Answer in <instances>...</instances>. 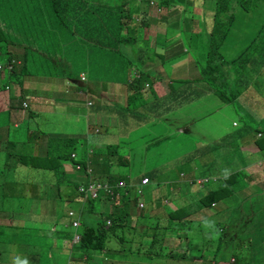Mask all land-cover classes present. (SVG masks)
Masks as SVG:
<instances>
[{"label": "rangeland", "instance_id": "374dc122", "mask_svg": "<svg viewBox=\"0 0 264 264\" xmlns=\"http://www.w3.org/2000/svg\"><path fill=\"white\" fill-rule=\"evenodd\" d=\"M40 1L42 2V0ZM147 1L149 0H145V3H143L141 0H139L138 2L142 5L143 8H146L148 10V25L150 31L149 49L153 52L152 58L154 59V61L147 63V66L145 67V71L150 72L148 76H150L151 78L150 81L143 83V85L147 83L145 87H148V89L155 85L159 87L160 91H162L163 89L169 91V88L166 87V84L163 81L170 80L171 77L174 78L176 74H179L178 72H181L183 69L187 70L189 67L187 65V62L183 63L186 64L187 67L180 68V66H182L183 64H180L179 66L177 64L189 58H191V60H194L192 54L183 55V50L186 49L183 43H186V46L188 47V44L190 42L195 41L193 47L196 48L197 44L201 45L198 52L201 54V56H203L204 54H206V48L203 47V43L207 44L206 40L212 33V28L215 27V25L214 23H208L207 25L203 26L204 22L203 20H201V16L199 17V19L195 17L197 14L196 9L198 6H200V0H197L198 3L195 0L196 3L193 7L192 0H170L171 5L168 8H160L157 5V0H150V6H147ZM25 3L26 0H2V4L0 5V7H8L14 10L17 14L21 15L23 14V7ZM186 7H188V10H185ZM127 15L128 8L124 7L123 16L125 19L128 18ZM184 15L186 16V18L184 17ZM137 17L138 16H135V18ZM27 18L29 24L33 26L32 29L37 28L38 31L40 30V27H35L37 23L45 20L52 25L55 20V16L50 12L42 13L41 15H28ZM254 18L256 20L255 23H249L246 18L240 20L239 22L242 24L243 28L236 27L235 29H233L234 27H232L231 31H229L228 37L224 41L225 43L222 45V50L225 52V54L233 55L236 51L237 53H239V48L241 45L249 46L252 43L251 39L258 35V31L260 30L259 24H261L262 22L261 16L255 14ZM181 19H183L184 22H181ZM189 24L191 26H189ZM182 26H185L186 29H191L188 34ZM19 34L20 32L16 30L11 32L10 42L15 46L20 43L22 45L21 49L28 53L27 58L30 74H37L40 76L48 75L50 77L49 80L52 84L59 82L62 74H69L71 65L76 68L78 74L82 73L84 68L92 70L89 59L90 54L87 55V60L85 63H79L77 61L79 56L87 53V49L79 48L78 46L73 44L72 40L68 37V39H65L64 42V48H66L67 51V56H65L64 59L67 62H62L61 65L65 70L61 74H59V77L54 67L52 70L46 68V64L51 63L50 60L45 62L41 59V56L45 58L48 57H46V55L43 53V48L40 45V37L32 38V36L35 35L32 34L27 43L25 41L22 43V39L15 38ZM196 35H199L198 39H196ZM140 38H142V30L140 31ZM41 40L44 46L46 40L50 39L47 36L41 35ZM180 42L182 43L180 44ZM166 43L172 45L180 44V46H174L171 47L170 50H167ZM50 47L55 54H58L60 56L58 45L55 40ZM260 47L264 48V44H262ZM4 50L5 48H3V51ZM145 50L147 51V53L149 52L148 49ZM234 58L235 56L229 59L230 61L228 62L231 63L230 66L233 65L231 61ZM8 59V55L3 56L0 58V63L6 64L8 62ZM34 60H36L35 65L33 64ZM123 60L124 59H121L120 61ZM18 66L17 68H15L13 75L17 73L18 69L22 68L21 65ZM252 67L255 69L256 64H253ZM5 70L6 69L3 67L2 72ZM191 71L194 72L195 76H197L199 72L202 76L201 68L198 69L197 67L192 65ZM130 72L131 75H133L130 76L131 80H134V78L138 80L142 78L141 74L136 69H131ZM86 73L88 76H90L89 72ZM218 75L219 74H214V72L208 74L209 80H207V84H210L212 86V90L209 91L210 93H208L207 84L203 83L202 78H200L199 82L193 85V95L194 99H196L195 104L191 106L189 104L184 106L188 114L193 113L194 116H198L200 118H192L193 115H191L189 121L185 117L176 118L172 116L166 119L165 122H162L161 120L164 119L160 118L158 122L153 121L149 124V126L145 127V129L149 131L158 129L161 125H168L169 127H171V129L173 130L174 138L172 142L167 144L165 150L167 152H170L169 154H158V151L151 150L143 152L142 149L145 147L146 139L149 141V145L155 146V143L151 141V138H145L142 133L127 136L126 134L129 133H127L126 130H128L129 127L136 128L139 126L133 123L127 129H117L116 127H118L119 119L117 116L109 114V110H105L101 113V116H103L104 120L109 124L107 127L102 129L103 133L101 135L91 133L92 135L89 141L93 146L92 154H86L87 140L83 138V135L86 132L89 133V131L86 128V124L81 119H72V121L66 122L62 128L77 135L79 140L77 144H75L73 147H64V141L60 138H56L52 140L50 144H47L46 148L49 147L48 151L50 152V154H58L59 152L61 154H75L76 160L80 163L85 164L86 162L88 163L89 159L92 160V162L95 164V172L93 173V177L96 180L94 181L98 182L104 181L105 178L107 179V175H105L104 173H107L111 170L112 172H114L116 167L119 166L116 165L117 163H125L126 165L120 167L119 169L124 174H126L127 172L133 178L141 177V172L146 173L150 168L155 167V169L153 170H155L157 172V175L159 176L157 179L163 180L164 185L159 188L161 192L158 194V198L154 201V210L151 212V216L162 215L165 212L162 204L168 202L169 205L171 204L170 199L175 201L178 196L180 197V195L176 193L174 186L178 189L183 185L185 189L189 188L185 192L187 195L186 198L190 201H195L199 198L203 199L209 192V188H211L212 186L213 189H217L225 185V180L223 178L217 179L213 182L211 181L215 179V173L218 168V158H224L228 154H222L219 150H216L212 152V154H209V157H214L216 160V169L206 170L204 161L199 159V155H193L189 159H187L185 154H183L182 152L185 151V153H192L193 149H196L198 145L201 146V150L206 154V149L213 150V146H211L213 145L214 141L213 138H211L212 136L217 137L216 139H222V137L227 132H229L230 130H237L238 127L242 125L241 123L247 120L252 128L249 131L250 136H248L244 141H249V144L244 143L240 151L238 150L237 145L233 148V150H238V154L240 156L238 158L241 162L242 167L241 170L245 173L246 177L249 180V183L251 184L244 192H242L243 194L241 195L243 198L247 197L250 194L254 193L257 189H264V163L262 164L259 162L258 164H256L261 160V154L259 155L258 148L256 147V141L260 139L257 130L259 129V127L264 128V74L259 76L258 81L255 80L257 83H259L258 85L253 79H251V84L256 88V94H246L245 88L240 78H238L237 80L239 82L238 88L235 89L232 88V85L236 78L233 80V82L230 80L231 84H229L226 76L217 78ZM114 76L115 75H108L105 73L102 77L103 82H106L108 84L107 91L105 92L106 94L104 93L106 97L103 100L105 108L107 107L108 100L112 99L116 104H119L121 106L126 105L127 102V105L123 108V112H125V114L130 113L131 109L129 108L133 99L130 96V88L126 83L118 85L117 82L113 80ZM6 77V74L2 75V83L6 81L4 80ZM156 77H163V81L156 79ZM10 79H12V81L15 80V78L12 76ZM84 79H86V77H84ZM188 79L190 80V76H188ZM69 81L74 87L78 88L84 86V84L79 83L80 78L78 77ZM103 82L98 83L101 84ZM16 84L20 86L19 80H17ZM97 88L101 90V87L99 85L97 86ZM250 89L253 90V88ZM88 90L91 91L90 89ZM226 91L230 92V94L233 95L230 96L232 102L226 100V98H228L224 96ZM111 92L114 96L113 98L109 97L108 93ZM235 95L238 97L237 100L236 98H234ZM102 99L103 98L100 97L98 101L101 102ZM234 101L236 103H234ZM192 106H194L193 109L191 108ZM181 114L185 115L184 112H181ZM6 115H3L2 113L0 114V124H6L11 129H13L14 124H12L10 121V113L9 115ZM245 117H247V119H245ZM95 119L99 122V119L97 117H93L91 120L92 123H94ZM46 120H50V123L48 125H46L45 121L42 122V120H40L39 118V122L37 126H35L34 121L32 119L29 121L28 119L25 123L21 124L20 129L14 131L16 132L14 134H19V132L21 131H24V133L28 134V130L30 128L35 129L37 132H39L40 130H43L44 133L48 132L46 133L48 134V136H50L51 133L57 130H60L62 134L67 133V131L61 129L58 121H54L50 117ZM141 127L143 128V126ZM116 145H118L120 154H110L108 146L114 147ZM24 148L25 150L30 152L29 154L25 155L30 156H33V152H39L43 149V147L41 146L36 148L35 141L26 144ZM132 150H134L135 154H129V152ZM140 151L141 153H139ZM15 153L16 150H7L6 145L0 146V163L8 158L4 169L0 164V199L4 200L3 202H0V211L2 214L9 213L11 210H14L18 213H23L28 207H31V204H35L38 199H41L46 195L47 197L52 195V192L46 190V187L41 180L43 171L34 170L28 167V164L20 162L18 160L20 154ZM250 157H253L255 160H250ZM98 161L99 164L96 165ZM68 163L69 162L64 161V164ZM75 164L78 163L74 162L73 165ZM227 169H229L228 165H226L225 171ZM50 173H52V175L48 174V177H56L58 179V173ZM78 176L79 177L77 181L80 183L83 182L84 178L86 177L84 172L78 173ZM194 178H199L198 183L200 184H202L201 179H207L210 180V182L204 186L205 188H201L197 181L194 183V185H185V182L194 181ZM147 180V185H150L151 180L145 178L144 181L146 182ZM69 181L72 183V180ZM141 185H139V187H141ZM151 186L152 184L149 186V190H151ZM164 187H166V191L164 190ZM65 190H63V193L61 194V198L63 200V204L61 205L62 217H64L66 214L70 217L77 214L78 217L83 218V226L79 229L80 232L83 231L84 225L97 226L100 223L103 225L106 224L105 213H99V217L97 219H94L92 214H90L88 211H84L82 204L85 201L83 199H80L79 201L78 199L71 202L68 201L67 196H75L76 191L64 193ZM149 195L150 192L147 191L145 193V197ZM208 201L210 202V200ZM140 202L143 201L139 200L136 205H131L130 208L133 216L139 215L140 210L143 209L144 204H139ZM110 203L113 204L114 200H110ZM224 207L225 205L220 203L215 204V207L212 205L210 207L209 214L211 212L216 213L222 210ZM247 208L249 209V207ZM256 209H258V207H255L253 210ZM249 210L251 211L252 209L250 208ZM70 212H72L73 215H70ZM199 214L205 215L202 210L199 211ZM208 217L209 216H207L206 218ZM242 217H246V215L241 216V223L232 221L228 223V221L233 217H230L229 215H223L222 211L221 214L219 213L216 217H209V220H211L213 224H211V222L208 220H204L203 230L202 232H200L199 238H197V244L199 246H201L202 243L212 245L205 246L203 248L204 253L202 254V257H199L198 259L195 258L193 260V263L191 260H189V263L264 264V227H262L263 221L261 220L260 223L250 221L246 224H242ZM234 219L236 221V218ZM9 226L10 224L7 222H0L1 239L4 238V234L7 231L6 227ZM219 226H222L225 230L223 232H219ZM31 236L35 237V231L31 232ZM34 240L37 242V239ZM0 243H2V240H0ZM3 244L5 246L6 242L3 241ZM17 244L21 245V243L19 242H17ZM179 244L180 247H184L187 243L186 240H181ZM108 246H111L113 248L111 244H109ZM47 247V250L56 251L57 253H59L60 257L55 256V258H53V255L44 254L45 251L43 249L42 253L44 254V258L42 256L38 258V251H35V255L37 256L35 260H38L39 264H65V262H70V260V264H134L133 262L137 261V258L139 257L137 255V258L130 256L128 258L118 257L117 259H113L110 256L113 253V250L110 249L106 250L103 253H96L83 248L80 242L75 244L72 252V243L62 248H56L55 246L51 247L50 245H48ZM176 256L177 258L179 257V259L183 258L182 253L175 254V257ZM85 257L88 259L87 261L85 260ZM150 258H155V256L150 257L148 255H143V260L146 261L147 264H150ZM21 260L22 256L18 254V262H20ZM157 261L161 262V264H167V261L164 258H158ZM175 262L176 264H184L178 262V260ZM168 264H171V262H169Z\"/></svg>", "mask_w": 264, "mask_h": 264}, {"label": "trees", "instance_id": "16d2710c", "mask_svg": "<svg viewBox=\"0 0 264 264\" xmlns=\"http://www.w3.org/2000/svg\"><path fill=\"white\" fill-rule=\"evenodd\" d=\"M138 1L139 0H42L41 2L40 0H26L24 5L25 8L44 5L46 8L52 9V14L55 16L52 25L43 20L35 25V27H40L39 31L37 28L32 29L33 26L31 24H29L27 31L30 36L35 34L32 38L38 35L47 36L50 40L53 38L59 39L61 37L68 39L69 37L73 44L79 48L87 49V53L79 56L77 60L79 63H85L88 54H90L89 58L92 57V70L89 72L91 76L103 82L102 77L105 73L108 75H115L113 80L117 82L118 85L124 83L128 84L130 96L133 98V101L134 98L141 96V90L147 84L143 85V83L150 81L151 77L148 76L150 72L145 71V67L147 63L154 61L152 58L153 52L149 49L150 31L148 25V10L143 8ZM141 1L145 3V0ZM196 1L192 0V7L195 6ZM146 3L147 6H150L151 1L149 0ZM1 4L2 0H0V5ZM157 5L160 8H168L171 5V1L157 0ZM124 7L128 8L127 19L123 16ZM185 10H188V7H186ZM12 11L17 14L14 10ZM196 11L197 14L195 17L199 19L201 16V20L204 22L203 26L208 23H214L215 25V27L212 28V33L206 40L207 44L203 43V47L206 48V54L203 56L198 52L201 45L196 43L197 47L194 48L193 44L195 41L190 42L188 47L186 43H184L187 52L193 55L198 69L201 68L203 83L207 84V80H209L208 74L214 72V74H219L217 78L226 76L229 84L236 78L232 88H238L239 82L237 80L240 78L245 92L248 88H253L254 93H256V88L251 84V79L258 81L259 76L264 74V48L260 47L264 44V0H200V6L197 7ZM255 14L262 17V22L259 24L260 30L258 31V35L251 39L252 43L249 46L241 45L239 53L236 51L233 55L225 54L222 50V45L225 43L224 41L228 37L229 31H231L232 27H234L233 29L236 27L243 28L242 24L239 22L243 18H246L249 23H255ZM135 16L138 17L135 18ZM18 17L22 18L21 15H18ZM184 17L186 18L185 15ZM6 18L4 26H8L7 31L9 33L0 34V36L2 40L10 41L11 19L13 16H7ZM181 22H184V20L181 19ZM189 26L191 25L189 24ZM17 28H19V36L22 37L21 25ZM183 28L187 34L191 30L190 28L186 29L185 26ZM141 30L142 38H140ZM198 38L199 35H196V39ZM169 45V47L172 46V44ZM145 49H148L149 52L147 53ZM234 56L235 58L231 61L233 65L230 66L231 63L228 61ZM118 59L124 60L120 61ZM253 64H256L255 69L252 67ZM27 65L28 61L26 60L24 63L25 68H27ZM71 67L75 69L73 65H71ZM131 69H136L141 74L142 78L139 80L136 78L131 80L130 76H133L130 72ZM156 79L163 81V77H156ZM163 82L166 84V87L169 88L168 94L170 97L168 95H162L161 92L154 88L157 87L155 85L150 88L148 93L152 99V106L149 110L154 119L159 120L163 118L166 120V116L170 118L172 115H175L177 118L185 117L190 121V117L193 113L188 114L184 106L195 104L196 99H194L193 95V85L199 81L193 82L189 80L188 82H182V80L170 78V80ZM256 84L258 85L259 83L256 82ZM207 86L208 93H210L209 91L212 90V86L210 84H207ZM236 95L234 98L237 100L238 97ZM224 96L228 97L226 98L227 101L232 102L230 96L233 95H231L230 92L226 91ZM234 103L236 102L234 101ZM193 107L194 106L191 108L193 109ZM106 110H109V114L118 117V127L120 130L127 129L131 126L134 123L131 120H137L136 117L127 116L125 112H123V107L109 105ZM181 112H184L185 115H182ZM143 118L148 119L145 115L140 114L138 119L139 125L143 122ZM192 118L200 117L193 115ZM245 119H247V117H245ZM241 124L242 125L238 127L237 130H230L227 132L222 139H216L217 137L212 136L211 138L214 140L213 145H211L213 146V150L206 149V154L203 153L201 146L198 145L196 149H193L192 153L185 154L187 159L193 155H199V159L204 161L206 170L216 169V160L214 157H209V154H212V152L216 150H219L222 154H228L224 158H218L219 161L215 179L211 181L213 182L223 178L225 180V185L217 189H213L212 186L203 199L199 198L195 201H190L186 198L187 195L185 192L189 188L185 189L183 185L178 189L174 186L178 190L177 194H179L180 197L178 196L175 201L170 199L171 204L169 205L168 202L163 203L162 206L166 213L164 212L162 215L151 216V212L154 210V200L157 196L155 191L163 185L160 182L163 180L157 179L159 177L157 172L154 170L147 171L146 173L141 172V177L133 178L127 172L124 174L119 169L126 164L117 163L116 165L119 166L116 167L114 172L111 170L104 173L107 175L105 181L112 185L125 182L126 187L124 193L122 192L120 197L114 196L115 200L113 204L110 203V197H104L102 195L89 199L83 203L89 202L94 206V208L92 206L87 207L88 210L86 211L90 214H92L93 211L98 214L105 213L106 224L103 225L100 223L96 227H85L80 240L81 246L96 253H103L111 249L113 253L110 256L113 259H117L118 257L128 258L130 256L137 258L138 255L139 257L137 261L133 262L134 264H147V262L143 260V255H148L150 257L155 256V258L149 259L150 264H161V262L157 261L158 258H164L167 264L169 262H171V264H176L175 261L177 260L184 264H190L189 260L193 263L195 258L198 259L202 257L204 253L203 248L205 246L212 245L202 243V245L199 246L197 244V238H199L200 232L203 230L204 220H208L213 224V222L209 220V217H216L223 211V215L233 217L228 221V223H230L231 221L240 222L241 216L246 215V217H242V224H246L250 221L260 223L262 220V227H264V189H257L254 193L244 198L241 196L243 194L242 192L251 184L245 173L241 170L242 167L238 158L240 157L238 150H241L244 143L249 144V141L243 140L250 136L249 131L252 128L247 120L243 121ZM257 132L262 136L256 141L259 155L261 154V160L256 164L259 162L263 164L264 128L259 127ZM68 144L73 147L77 142H73L70 139ZM236 145L238 150H233ZM108 148L110 154H120L118 145L114 147L108 146ZM139 153H141V151ZM86 154L89 153L86 151ZM129 154H135L134 150L130 151ZM71 156L72 153L61 154L59 152L58 154H50L49 152V155L44 157L46 159L44 162L50 160L51 162H55V166H48L43 162V167L46 168H43L42 171L58 173V180L64 183L67 181L65 176H63L65 171L62 168L58 169V161H61L62 164L67 160L78 163L82 170H77L75 165H73L78 172H84V170L88 168L87 162L85 164L80 163L76 158H72ZM250 160L253 161L255 159L250 157ZM226 165H228L229 169L225 171ZM90 169L92 170V168ZM92 175L93 170L91 176ZM145 178L153 182L151 190L148 189L150 185H146L142 188V193H138L139 185ZM198 180L199 178L191 182L187 181L185 185H194L196 181L198 183ZM209 182L210 180L202 179L203 185L200 183L198 184L201 188H205L204 186ZM69 183L71 184V182ZM78 186L79 185L72 183V186L69 187L71 192L76 191V196H67L69 202L82 198ZM147 191L150 192V195L145 197ZM139 200L143 201L139 203L142 205L144 204L143 209L140 210L139 215L133 216L130 207L133 204L136 205ZM208 200H210V202ZM218 203L224 204L225 207L216 213L211 212L209 214L210 207L212 205L215 207V204ZM256 203H259L260 206L256 212L252 213L249 209H254L255 207H253V205ZM247 207H249V209ZM200 210H202L205 215L199 214ZM207 216L209 217L206 218ZM234 218H236V221ZM61 220H64V217H61ZM224 230L222 226H219V232H223ZM43 238H45L44 233L42 239ZM181 240H186L187 244L184 247H180L179 242ZM109 244H111L113 248L108 246ZM181 253L183 258L179 259V257H175V254Z\"/></svg>", "mask_w": 264, "mask_h": 264}, {"label": "crops", "instance_id": "0c3cea01", "mask_svg": "<svg viewBox=\"0 0 264 264\" xmlns=\"http://www.w3.org/2000/svg\"><path fill=\"white\" fill-rule=\"evenodd\" d=\"M46 12L52 13L53 11L50 8H46L44 5L31 8L24 7L23 14H21L22 18H20L18 17L19 14H15L10 8L0 7V34L3 35L4 33H9L7 31L8 26H4V23L7 19V16H13V18L11 19V32H13L14 30L18 31L19 28L17 27L21 25L22 37L18 35L15 38L22 39V43L24 41L27 43L30 38V34L27 31V28L29 26L27 16L37 14L41 15L42 13ZM37 37H40V45L43 48V53L46 55V57H48L45 58L41 56V59L45 62L48 60H50L51 62L50 64H46V68L52 70L54 67L56 69V73H58L57 75L60 77L59 74H61L65 70L61 64L62 62L66 61L64 57L67 56L66 48H64L65 39L61 37L59 39L53 38L52 40H46V43L43 46L41 36L38 35ZM54 40L57 42L60 56L58 54H55L50 47ZM181 43L182 42H180V44ZM180 44L172 45L171 47L180 46ZM21 46L22 45L20 43L15 46L8 40H2V37L0 36V58L7 55L9 56V59L7 60L8 62L6 64L0 63V65L6 66L7 68L12 65L11 63H13L12 69L0 72V114L2 113L3 115H9L10 113V121L12 124H14L13 129H11L6 124H0V146L6 145L7 150H16L15 154H20V157L18 158L20 162L28 164V167L34 170L42 171L43 168H46L43 167V162L46 160L44 157L49 155V147L46 148V145L50 144L51 141L56 138H60L64 141V147L70 146V144H68V141L70 139L73 142L78 143L79 140L77 135L62 128L66 122H70L72 121V119H81L86 124V128L89 131V133L86 132L83 135V138L87 140L86 150L87 153L92 154L93 146L89 141L92 135L91 133L102 134V129L109 125L104 120L103 116H101V113L104 112L106 108L109 107V105L124 108L127 105V102L126 105L121 106L119 104H116L112 99H109L107 107L105 108L103 100L106 97L105 92L107 91L108 84H99L98 82H102L101 80H97L96 78L91 76V74L90 76H88L86 72H90L89 69L85 70L84 68L83 72L78 74L76 68L74 69L70 66V73L62 74L60 81L52 84L49 80L50 77L48 75L40 76L37 74H30L29 66L27 65V68H25L24 66L25 61H28V53L21 49ZM166 46V49L170 50L171 47H169L170 45L168 43H166ZM3 48H5L4 51ZM185 54L190 53H188L185 49L183 50V55ZM89 59L92 66V57ZM185 62H187V65L189 66L188 69H183L181 72H178L179 74H176L173 79L182 80V82H188V76H190V80H192L193 82H198L199 79L202 78L200 72L197 76H195L194 72L191 71L192 65L197 67L195 61L189 58L177 65L179 66L180 64H183ZM33 64H36V60L33 61ZM18 65H21L22 68L18 69L17 73L13 75V72ZM182 67L187 66L186 64H183L182 66H180V68ZM3 74H6L7 77L4 79L6 81L2 83L1 78ZM83 75L87 78L86 82L84 83L81 82V76ZM11 76L15 78L14 81L10 79ZM76 77L80 78L79 83L84 84L83 87L77 88L72 86V83H70L69 80H73ZM17 80H19L20 86L16 84ZM98 85L101 87V90L97 88ZM154 88L161 92L162 95L169 96L167 90L163 89L162 91H160L159 87ZM88 89H90L91 91H89ZM143 89L144 90H141V96L134 98V100L131 102L129 108L131 109V112L126 113L127 116L137 118L136 121H131L137 124L139 127H129V129L126 130L129 134L126 135L130 136L142 133L145 138H151V141L155 143V146L149 145V141L146 139L145 147L142 149L143 152L151 150L158 151V154H169L170 152H167L165 150L167 144L172 142L174 138L173 130L171 129V127H169L168 125H161L158 129H153L152 131L145 129V127L149 126L151 122H158V120L154 119L149 110V108L152 106V99L148 95L150 88L148 89V87H144ZM245 93L256 94L252 89L247 90ZM108 94L110 98L114 97L112 95V92ZM100 97L103 98L101 102L98 101ZM24 104H26V106H24ZM140 114L145 115L148 119L143 118V122L139 125L138 119ZM172 116L175 117V115ZM49 117L54 121H58L61 129L67 131V133L62 134L60 130H57L51 133L50 136H48V134H46L48 132L44 133L43 130L37 132L35 129L30 128L28 130V134L24 133V131L19 132V134H14L16 133L14 131L20 129L21 124L25 123L28 119L29 121L32 119L35 123V126H37L39 118L40 120H42V122L45 121L46 125H48L50 123V120L46 119ZM93 117H97L99 119V122L95 119L94 123H92L91 120ZM167 118L169 117L166 116V119ZM161 121L165 122L166 120ZM141 126H143V128ZM116 128L119 129V127ZM33 141H35L36 148L41 146L43 147V149L39 152H33V156L25 155L29 154L30 152L25 150L24 146ZM182 153L187 154L185 153V151ZM7 161L8 158L0 163L3 169L6 166ZM67 162L69 163L62 164L61 161H58V169L62 168L65 171L63 176H65L67 181H65L64 183L59 181L56 177H48V174L52 175V173L43 171L41 180L46 187V190L52 192V195H50L49 197H47L46 195L45 197L38 199L35 204H31V207H28L23 213H18L14 210H11L9 213L2 214L0 211V222L4 221L10 224L9 227H6L7 231L4 234V238H0V240H2V243H0V264H37V262L39 264V261L35 260L37 257L35 255V251H38V258L40 256L44 258V254L53 255V258H55V256H59V253H57L56 251L47 250L48 245H50L51 247L55 246L56 248H62L72 243L71 252L73 251L75 244H77V242L74 241V237L76 234L80 235L81 233L79 229L80 225L81 227L83 226V218L78 217L77 214L75 215L76 217H70L66 214L64 216V220L58 219L62 217L61 205L63 204V200L61 198V194L65 189L66 190L64 191V193L71 192L69 187L72 186V183L80 186L85 181H87V179L85 177L83 182H78V173L81 172L75 170L72 161L67 160ZM44 163L48 166H55V162H51L50 160ZM98 164L99 163H97L96 165ZM94 165L95 164L92 162V160L89 159L87 167L92 168L93 173L95 172ZM153 169H155V167L150 168L149 171ZM92 179L96 180L93 175ZM69 180H72L71 184L69 183ZM105 180L102 182H107ZM160 182L164 185L163 181ZM151 184H153V182H151ZM164 190L166 191V187H164ZM175 190L177 193L178 190L176 188ZM160 192V189H156L155 193L157 194V196L155 200L158 198V194ZM3 201V199H0V202ZM90 206L94 208L91 203L82 204L84 211L88 210L87 207ZM259 206V203L253 205V207ZM257 210L258 209H252L251 212L254 213ZM92 216L94 219H97L99 217V214L93 211ZM77 219L79 220L80 225L78 227H74L73 222ZM84 227L93 226L84 225ZM32 231H35V237L31 236ZM43 233L45 238L42 239ZM34 239H37V242ZM3 241L6 242L5 246L3 244ZM17 242L21 243V245H18ZM43 249L45 251L44 254L42 253ZM18 254L22 256V260L20 262H18ZM85 260L87 261L88 259L85 257ZM65 264H70V262H65Z\"/></svg>", "mask_w": 264, "mask_h": 264}, {"label": "built area", "instance_id": "2783aa9c", "mask_svg": "<svg viewBox=\"0 0 264 264\" xmlns=\"http://www.w3.org/2000/svg\"><path fill=\"white\" fill-rule=\"evenodd\" d=\"M11 64L13 65V63ZM12 65L7 68L0 65V72H2L3 67L6 70L12 69L13 68ZM24 106H26V104H24ZM72 158H76V155L72 154ZM75 168L77 170H82L79 164H75ZM84 173H85L87 181H85L79 187V192L82 195L81 199H83L84 201H88L89 199L100 197L101 195H105L106 197H110L111 200H115L114 196L120 197L123 190L126 187L125 182H120V183H117L116 185H112L109 182L94 181L91 176L92 170L90 168L85 169ZM144 180H142L141 182L142 185L140 184L141 187L147 185L148 180L146 182ZM141 187H139V191H138L139 193H142V189H140ZM70 215H73L72 212H70ZM77 225H78L77 223L74 224V226H77Z\"/></svg>", "mask_w": 264, "mask_h": 264}, {"label": "clouds", "instance_id": "9594fccd", "mask_svg": "<svg viewBox=\"0 0 264 264\" xmlns=\"http://www.w3.org/2000/svg\"><path fill=\"white\" fill-rule=\"evenodd\" d=\"M2 66H3V65H2ZM4 67H6V66H4ZM84 77H85L84 75L81 76V82H82V83L86 82V80H87V78L84 79ZM258 136L261 137L262 135L258 133ZM145 186H146V185H145ZM79 187H80V186H79ZM143 187H144V186H142L141 189H142ZM78 190H79V188H78ZM142 191H143V190H142ZM102 196L106 197L105 195H102ZM80 199H81V198H80ZM80 199H78V201H79ZM85 202H86V201H85ZM88 203H89V202H88ZM72 217H75V216H72ZM75 223H77L78 225H77V226H74ZM79 225H80V224H79V220H78V219L75 220V221L73 222V226H74V227H78ZM80 228H81V225H80ZM84 228H85V227H83V230H84ZM82 232H83V231H82ZM82 232L80 233V235H79V234H76V235H75V237H74V241H75V242H77V243L80 242V240H81V236H82ZM94 254H95V253H94Z\"/></svg>", "mask_w": 264, "mask_h": 264}]
</instances>
